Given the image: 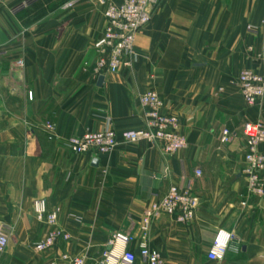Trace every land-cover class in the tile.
Listing matches in <instances>:
<instances>
[{
    "label": "crops",
    "instance_id": "0c3cea01",
    "mask_svg": "<svg viewBox=\"0 0 264 264\" xmlns=\"http://www.w3.org/2000/svg\"><path fill=\"white\" fill-rule=\"evenodd\" d=\"M102 1L123 0H0V224L9 237L0 264H48L64 254L101 264L117 234L132 237L138 253L146 212L172 186H190L200 203L189 224L152 220L149 245L163 264H264V197L248 189L243 135L247 124L264 127V99L249 107L239 87L243 71H261L264 0H161L137 35L134 67L98 76ZM150 91L163 114L177 117L185 150L167 156L162 142L120 138L144 128L140 97ZM46 124L56 126L53 140ZM108 128L119 144L107 156L65 147L70 137ZM36 201L59 210L69 242L35 251L49 232ZM221 230L234 238L224 261H210Z\"/></svg>",
    "mask_w": 264,
    "mask_h": 264
},
{
    "label": "built area",
    "instance_id": "2783aa9c",
    "mask_svg": "<svg viewBox=\"0 0 264 264\" xmlns=\"http://www.w3.org/2000/svg\"><path fill=\"white\" fill-rule=\"evenodd\" d=\"M161 0H123L120 4L101 2L105 6L104 17L106 25L101 37L94 45L96 63L94 73L98 76L118 74L134 67L137 55L135 44L137 35L152 22L154 12ZM28 3L17 9H24ZM69 3L66 8H72ZM2 52L0 50V56ZM260 72L245 70L239 77V87L244 101L249 107H255L264 99V33L260 52L257 54ZM16 66L24 67L23 61H17ZM145 108V126L143 129L126 131L120 138L125 143L162 142L163 153L167 156L185 150L188 146L186 138L178 132L177 117L162 113L163 101L160 96L150 91L140 97ZM45 130L49 139L53 140L56 126L46 124ZM250 133H253L252 135ZM243 135L247 139L248 152L245 156L247 185L249 191L264 197V127L257 124L245 125ZM230 141V133L223 132L222 143ZM119 144V136L112 128L100 133H86L66 139L65 147L75 155L100 158L111 154ZM195 177H202V171L196 170ZM200 199L194 195L189 187L172 186L167 193L156 201L146 212L143 220L142 237L137 243L138 253L130 250L134 243L132 237L117 234L110 241V249L103 253L101 264H136L140 259L145 264H163L160 254L153 251L149 245V226L153 219L162 215L172 217L178 223L189 224L195 217ZM33 210L37 221L49 227L46 237L34 247L38 253L46 252L57 247L60 242H69L71 235L58 227L59 210L48 211L45 201H36ZM234 238L232 233L219 231L208 253L210 261H224ZM9 237L0 224V254L6 252ZM48 264H85L81 256L61 255Z\"/></svg>",
    "mask_w": 264,
    "mask_h": 264
},
{
    "label": "water",
    "instance_id": "95a60500",
    "mask_svg": "<svg viewBox=\"0 0 264 264\" xmlns=\"http://www.w3.org/2000/svg\"><path fill=\"white\" fill-rule=\"evenodd\" d=\"M101 82H103V77H101V79H100V83H101ZM98 163H99L98 160H94V161H93V165H94V166H97Z\"/></svg>",
    "mask_w": 264,
    "mask_h": 264
},
{
    "label": "rangeland",
    "instance_id": "374dc122",
    "mask_svg": "<svg viewBox=\"0 0 264 264\" xmlns=\"http://www.w3.org/2000/svg\"><path fill=\"white\" fill-rule=\"evenodd\" d=\"M251 135L253 134V133H250Z\"/></svg>",
    "mask_w": 264,
    "mask_h": 264
}]
</instances>
